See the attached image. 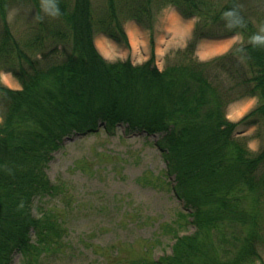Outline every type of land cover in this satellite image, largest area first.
Wrapping results in <instances>:
<instances>
[{
	"label": "trees",
	"instance_id": "obj_1",
	"mask_svg": "<svg viewBox=\"0 0 264 264\" xmlns=\"http://www.w3.org/2000/svg\"><path fill=\"white\" fill-rule=\"evenodd\" d=\"M27 1L37 23L20 42L4 19L7 5L21 1L0 0V72L21 88L0 86V264H12L15 254L21 264H42L64 247L56 215L32 214L36 199L57 191L48 164L64 139L100 127L111 135L118 126L158 136L171 191L188 211L176 223L194 228L175 235L170 254L152 264H261L264 148L249 153L235 133L264 122V37L251 31L235 0H157V8L197 19L191 40L163 71L152 60L107 62L93 45L98 31L126 46L118 15L140 23L152 0H107L100 13L90 0ZM42 3L51 16L42 17ZM236 32L244 35L241 46L209 62L192 59L197 42ZM238 89L258 104L233 124L224 110Z\"/></svg>",
	"mask_w": 264,
	"mask_h": 264
},
{
	"label": "rangeland",
	"instance_id": "obj_2",
	"mask_svg": "<svg viewBox=\"0 0 264 264\" xmlns=\"http://www.w3.org/2000/svg\"><path fill=\"white\" fill-rule=\"evenodd\" d=\"M19 1L7 5L4 20L12 36L21 42L28 37L30 27H35L37 21L29 2ZM204 1L223 6L228 0ZM90 2L94 12L100 13L107 8V0ZM158 2L152 0V13L142 17L140 22L148 37L152 33L158 37L164 36V39L170 36L166 46L161 48V55L166 52L164 57L158 54L155 57L152 53L142 62L145 56L139 45H135L134 51H131L127 41L123 47L96 31L93 45L105 61H130L136 66L152 60L154 66L163 71L167 60L178 57L176 53L182 52L191 38L182 33L175 39L173 21L176 27L183 30L188 28L187 21L190 25L196 20H180L171 6L157 8ZM235 2L255 36L264 37V0ZM210 14L206 13L208 17ZM41 15H52V11L43 3ZM123 19L118 15L121 31L127 40L124 32L127 27L124 25L128 26L131 20ZM2 26L0 19V30ZM101 42H104L103 51L99 47ZM226 42L214 39L199 41L192 59L205 63L219 58L230 51L228 45L221 51L214 50V47ZM231 42H240L236 47L241 46L244 35L233 36ZM0 86L11 91L21 89L17 80L4 71L0 72ZM241 91L236 90L233 97H241ZM243 100L226 105L224 113L228 122L238 123L257 107L258 98L256 101ZM246 108L250 109L243 114ZM235 137L244 141L249 153H259L264 148V122L256 127H239ZM157 140L158 136L127 132L125 126H118L111 135L100 128L92 135H74L63 140L46 169L48 180L57 191L52 197L36 199L32 206L34 216L40 217L42 212L51 211L66 229L64 247L58 252L46 254L42 264H141L142 261L152 264L170 254L175 235L184 236L194 232L187 220L180 225L176 223L178 215L188 211L171 191L173 177L166 176L165 162L155 146ZM260 254L261 264H264V249L260 250ZM21 263L20 256L15 254L12 264Z\"/></svg>",
	"mask_w": 264,
	"mask_h": 264
},
{
	"label": "crops",
	"instance_id": "obj_3",
	"mask_svg": "<svg viewBox=\"0 0 264 264\" xmlns=\"http://www.w3.org/2000/svg\"><path fill=\"white\" fill-rule=\"evenodd\" d=\"M173 9V8H172ZM173 12L176 14V16H178V18L181 20V16L177 13V11H175L174 9H173ZM178 14V15H177ZM182 19H184V18H182ZM194 21V20H193ZM188 22V21H187ZM186 22V24H187V26H188V28L187 29H185V33L183 34L184 36H185V34H187V36L189 37V39L191 38V34H192V31H193V28H194V24L192 23H190V25H189V23H187ZM129 24H128V26H125L124 25V27H129V29H127V28H124V32H125V35H126V39H127V43H128V46H129V48L131 49V51H134L133 50V47H135V45L137 46V45H139V47H141L142 48V50L144 51L143 52V57L145 56V59L142 61V62H144V61H146L150 56H151V54L153 53V55H155V57H156V55L158 54L159 55V57H164V55H165V53H163L162 55H161V48H164L165 46H166V44H167V41L170 39L169 37H167L166 39H164V36H156V35H153V33L152 34H150L149 35V37L146 35V33L144 32V30L143 29H145V28H143L141 25L139 26L137 23H135L134 21H129L128 22ZM132 25L134 26V27H132ZM155 27H156V25H155ZM154 30V26H152V31ZM187 30V31H186ZM144 33V34H143ZM102 36V35H101ZM236 36H238V35H235V37ZM145 37H146V39H145ZM184 39V38H183ZM189 39H188V41H189ZM231 40H233V37H227V38H224V39H220L219 41H223V42H226V43H228L227 45H228V48H229V50L231 49V48H233L234 46H237L239 43H232L231 42ZM187 41V42H188ZM229 41V42H228ZM164 42V43H163ZM187 42H186V44H187ZM136 43V44H135ZM185 44V45H186ZM184 46V45H183ZM182 46V47H183ZM96 47V46H95ZM182 47H180V48H182ZM146 48H147V53H146ZM139 51H141V50H139ZM153 51V52H152ZM124 53H126V51H123ZM99 53V52H98ZM100 54V53H99ZM125 59H127V58H125ZM108 61V60H107ZM141 62V63H142ZM241 99H244L243 101H245V100H248V101H253V100H255L256 98H254V97H244V98H241ZM240 100V99H239ZM238 101V100H237ZM256 101V100H255ZM236 102V101H235ZM234 103V102H233ZM244 105V104H243ZM244 106H242L241 108H243ZM251 108V107H250ZM250 108H246L243 112V114H245V113H247L248 111H249V109Z\"/></svg>",
	"mask_w": 264,
	"mask_h": 264
},
{
	"label": "bare ground",
	"instance_id": "obj_4",
	"mask_svg": "<svg viewBox=\"0 0 264 264\" xmlns=\"http://www.w3.org/2000/svg\"><path fill=\"white\" fill-rule=\"evenodd\" d=\"M173 30H174V35H175V39L178 38L182 33L184 34L185 33V29H181L179 27H176L175 24H174V21H173ZM187 31V30H186ZM228 43H222L216 47H214V50H218V51H221L225 48V46L227 45ZM99 47L100 49L103 51L105 50V47H104V42H101L99 44Z\"/></svg>",
	"mask_w": 264,
	"mask_h": 264
}]
</instances>
